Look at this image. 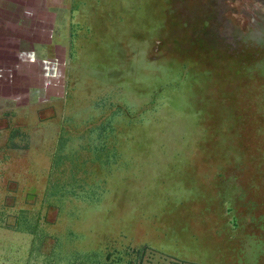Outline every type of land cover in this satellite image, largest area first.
<instances>
[{
	"label": "rangeland",
	"instance_id": "rangeland-1",
	"mask_svg": "<svg viewBox=\"0 0 264 264\" xmlns=\"http://www.w3.org/2000/svg\"><path fill=\"white\" fill-rule=\"evenodd\" d=\"M2 42L0 264H264V0H0Z\"/></svg>",
	"mask_w": 264,
	"mask_h": 264
},
{
	"label": "crops",
	"instance_id": "crops-1",
	"mask_svg": "<svg viewBox=\"0 0 264 264\" xmlns=\"http://www.w3.org/2000/svg\"><path fill=\"white\" fill-rule=\"evenodd\" d=\"M5 43H6V41H5ZM3 44H4V42L0 43V45H3ZM5 45H6V44H5ZM163 251H164V249H163ZM164 252H165V251H164ZM178 258L182 260L181 257H178ZM29 264H37V262L30 261Z\"/></svg>",
	"mask_w": 264,
	"mask_h": 264
}]
</instances>
